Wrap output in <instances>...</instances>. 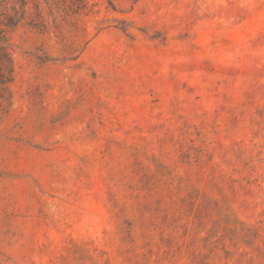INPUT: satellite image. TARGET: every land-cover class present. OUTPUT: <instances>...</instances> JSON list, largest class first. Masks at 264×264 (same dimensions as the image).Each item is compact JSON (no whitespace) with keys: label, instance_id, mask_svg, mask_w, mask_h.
Returning <instances> with one entry per match:
<instances>
[{"label":"rangeland","instance_id":"rangeland-1","mask_svg":"<svg viewBox=\"0 0 264 264\" xmlns=\"http://www.w3.org/2000/svg\"><path fill=\"white\" fill-rule=\"evenodd\" d=\"M12 19L0 264H264V0H0Z\"/></svg>","mask_w":264,"mask_h":264},{"label":"trees","instance_id":"trees-1","mask_svg":"<svg viewBox=\"0 0 264 264\" xmlns=\"http://www.w3.org/2000/svg\"><path fill=\"white\" fill-rule=\"evenodd\" d=\"M9 22V24H3L0 22V87L4 94H9L8 86L13 78L12 61L7 51V46H5V30L8 26L13 27L17 23L13 19ZM1 99H3V96H1ZM5 101H8V98L5 99ZM0 106H2V104Z\"/></svg>","mask_w":264,"mask_h":264}]
</instances>
